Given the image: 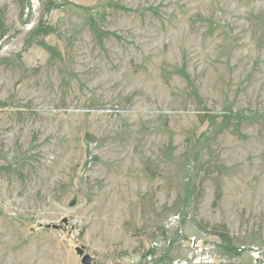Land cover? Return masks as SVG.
<instances>
[{"label": "rangeland", "instance_id": "rangeland-1", "mask_svg": "<svg viewBox=\"0 0 264 264\" xmlns=\"http://www.w3.org/2000/svg\"><path fill=\"white\" fill-rule=\"evenodd\" d=\"M77 246L264 264V0H0V264Z\"/></svg>", "mask_w": 264, "mask_h": 264}, {"label": "water", "instance_id": "water-1", "mask_svg": "<svg viewBox=\"0 0 264 264\" xmlns=\"http://www.w3.org/2000/svg\"><path fill=\"white\" fill-rule=\"evenodd\" d=\"M52 227L58 228V225H53ZM76 251L78 254L82 257V263L83 264H95L92 260V257L90 254L86 253L85 249L81 246L76 247Z\"/></svg>", "mask_w": 264, "mask_h": 264}]
</instances>
